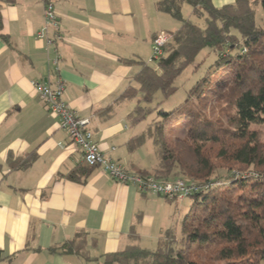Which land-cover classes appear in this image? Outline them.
Masks as SVG:
<instances>
[{"label": "crops", "instance_id": "0c3cea01", "mask_svg": "<svg viewBox=\"0 0 264 264\" xmlns=\"http://www.w3.org/2000/svg\"><path fill=\"white\" fill-rule=\"evenodd\" d=\"M45 1L0 3L2 34L10 43L0 39V264H102V255L126 248L131 232L140 247L151 249L142 244L156 245L173 227L184 200L169 203L139 192L100 168L92 169L84 183L67 179L82 164L81 151L38 99L33 83H62V99L89 120L106 158L129 172H152L158 164L154 148H149L155 157L149 165L140 155L148 141L133 152L127 148L145 125L128 123L136 103L129 110V101H115L139 71L121 60L148 63L153 35L173 32L180 23L156 11L160 0H49L63 39L47 45L37 36ZM30 155L35 156L30 166L18 169ZM184 214L180 210L175 221ZM80 231L96 260L48 252Z\"/></svg>", "mask_w": 264, "mask_h": 264}, {"label": "trees", "instance_id": "16d2710c", "mask_svg": "<svg viewBox=\"0 0 264 264\" xmlns=\"http://www.w3.org/2000/svg\"><path fill=\"white\" fill-rule=\"evenodd\" d=\"M183 5L190 6L191 17L204 18L203 27L182 18ZM258 6L262 14L256 20ZM155 9L180 26L168 32L170 39L154 61L156 67L121 60L125 65H137L139 71L116 103L136 100L127 116L131 127L153 116L129 140L127 148L133 152L152 142L158 164L152 172H137L141 175L163 181H193L201 186L211 183L212 187L188 197L192 202L179 221L178 231L175 227L166 229L155 248L140 247L131 232L126 248L102 255V264H261L264 141L255 128L264 127V0H235L221 7H215L212 0H160ZM0 39L10 46L2 34L1 16ZM204 49L215 54L214 63L187 91L178 108L164 110L162 104L176 91V78ZM157 93L161 100L153 106ZM214 110L217 115H211ZM180 121L184 136L168 138ZM34 159L30 155L17 168L26 169ZM95 168L82 161L65 177L84 183ZM87 238L85 232H77L72 240L50 247L48 252L96 260L89 256Z\"/></svg>", "mask_w": 264, "mask_h": 264}, {"label": "built area", "instance_id": "2783aa9c", "mask_svg": "<svg viewBox=\"0 0 264 264\" xmlns=\"http://www.w3.org/2000/svg\"><path fill=\"white\" fill-rule=\"evenodd\" d=\"M44 26L38 32V38L44 39L47 45H53L63 39L62 33L49 0L44 2ZM167 32H160L152 41L151 60L155 61L162 55L164 45L169 41ZM56 63V61L54 62ZM38 99L56 116L59 127L64 130L71 143L78 147L82 154V161L88 166L100 168L108 177L120 184L133 185L139 192L149 193L163 197L167 200L181 201L198 193L201 189H209L211 183L200 185L193 181L175 180L163 181L153 176H144L137 172H129L118 163L106 158L99 150L89 129V120L78 117L75 112L64 102L62 83L42 84L33 83Z\"/></svg>", "mask_w": 264, "mask_h": 264}, {"label": "rangeland", "instance_id": "374dc122", "mask_svg": "<svg viewBox=\"0 0 264 264\" xmlns=\"http://www.w3.org/2000/svg\"><path fill=\"white\" fill-rule=\"evenodd\" d=\"M182 18L183 19H190L193 23L199 25L200 27L204 26V18H194L190 16L191 13V8L188 5H183L182 6ZM261 9L258 6L256 8V20H258L261 17ZM174 22H178V21H174ZM180 25V24H179ZM152 50V49H151ZM152 56V53H151ZM216 59V56L213 52H211L209 49H204L202 50L198 56L195 59V62L193 65L188 66L183 72L182 74L176 78L175 82H174V86L176 88L175 93L169 97L163 104H162V108L164 110H173L178 108L185 99L186 93L187 91L198 81L200 80L204 74L206 73V71L208 70V68L210 67V65H212L214 63V60ZM149 65L151 67H156V64L153 60H149ZM195 64H197V66L195 67ZM161 100V95L160 93H157L154 97V102H153V106L159 102ZM136 103V100L133 101H129L127 103V109H131ZM217 110H214L213 113L211 115H217ZM153 116H150L149 118H147L144 122L143 125H147L148 123L151 122ZM141 126V125H140ZM136 128V127H135ZM259 134V136L261 137V139L264 141V127L262 126H258L255 128ZM185 134V128L182 126V122H178L176 124V126L174 127L173 131L171 132V134L167 135L168 138H174V137H183ZM153 149L152 144L150 143V141L147 142V145L145 147L142 148V153H140V155L145 158V165H149L150 163L154 162L155 157L153 155V153H151L150 149ZM223 174V172H221ZM220 173V174H221ZM183 201V200H182ZM192 199L191 198H185L183 202L178 204V208L179 211L182 210L183 213L187 212V207L189 204H191ZM179 211L177 214H179ZM177 214H175L174 218L176 220ZM183 215V214H182ZM173 221L172 222V226L175 227L178 231L179 229V222L177 221ZM145 247H150L151 249L155 248V246H149L148 243L142 244ZM261 264H264V261H262Z\"/></svg>", "mask_w": 264, "mask_h": 264}]
</instances>
